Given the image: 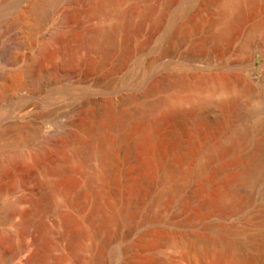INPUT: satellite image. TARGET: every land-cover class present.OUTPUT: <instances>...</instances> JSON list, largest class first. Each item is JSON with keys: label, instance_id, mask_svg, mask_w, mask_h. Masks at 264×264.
I'll return each instance as SVG.
<instances>
[{"label": "rangeland", "instance_id": "374dc122", "mask_svg": "<svg viewBox=\"0 0 264 264\" xmlns=\"http://www.w3.org/2000/svg\"><path fill=\"white\" fill-rule=\"evenodd\" d=\"M40 1L42 0H0V49L5 50L0 57V131L4 135L0 132V160L13 151H22L25 154L24 162H17L7 170L9 172L0 175V231L12 229L6 217L12 206L20 211L16 219L25 217L29 220L25 233L27 236H19L18 233V236H15L17 235L15 233L10 240L2 241L0 262L1 264H26L28 252L35 250L37 259L33 261V264H53L58 256L65 255H68V258L65 256L63 264H98L93 260L94 238L89 235L81 240L82 246L75 255L76 259L70 256L68 240L65 236L68 230L63 223L64 217L69 216L76 222H82L85 228H89L85 218L93 210V198L86 197V203L78 205L69 204L61 197L49 199L47 195L46 181L53 182L52 180L58 179V174L54 171L55 164L60 159L55 151L59 143L56 140H60L57 137L74 129L78 130L86 141H89L92 137L91 133L85 129V126L82 127L81 121L85 118L83 121L89 122L92 126L95 125V121L101 118V112L94 105L93 100H102L108 93H112L115 108L121 111L150 107V105L166 101L184 109L193 106L200 109L203 97H209L218 87L222 95L236 102L235 112L233 111L234 125L243 127L252 125L242 149L244 153L252 152L258 147L257 145L264 143V108L257 110L253 119L251 117V113L259 102L264 100V0H260L263 10L249 14L242 21L240 28L222 41L209 38V34H217L223 28L224 20L221 19L220 10L229 0H218L219 2L204 8L199 7L201 0H175L174 6H178L173 7L162 31L152 40H150V33L154 29V20L160 16L168 0H148L153 8V14L145 20L142 31L132 38L131 53L124 61L120 56L123 48L121 35L116 39L119 41H116L118 52H115V56L112 54L114 57H107L108 60L95 49L78 44L73 39L63 44L54 39L56 32L61 29L70 27L85 32L97 26H110L114 22L113 18H103L90 11L93 7L91 0H46L51 1L49 8L47 7V12L46 10L42 12L38 19L32 9L33 4ZM143 1L120 0L118 6L123 9L132 8L135 20L138 21L143 15ZM192 15L193 19L190 18ZM189 19H192L191 22ZM207 19H213L215 23L210 26ZM176 22L182 25H180L179 34L172 39H166L167 31ZM203 37L205 40L202 42ZM164 49L165 53L162 54ZM253 52L254 67L261 79L258 88L253 86ZM99 59L101 60L98 61ZM34 66H37L42 74L38 72V75H34L32 73ZM171 73L185 76L188 74L190 79L187 78L185 84L160 85L164 76L166 78V74ZM195 73L197 74L193 78L191 75ZM251 84L256 90H252L253 93L250 90L247 91ZM227 132H224L222 136H227ZM17 135L21 139H18ZM51 138H54V141ZM42 148L49 152V158L52 157L51 160H55L56 163L53 162L55 164L50 159L44 164L40 163L41 165L35 161V156L43 151ZM70 152L71 149H68V153ZM99 154L100 149L95 147L86 165L78 168L75 166L73 175L77 178L79 191L87 189L88 174L101 171ZM127 159L123 143L119 142L114 157L105 167L106 172L110 174L112 172L110 168L115 166L120 168V172L131 165L136 167L135 163L130 165ZM194 163H196L193 164L196 169L197 162ZM74 165L76 162H73ZM157 169L158 181L153 187V192L150 191L152 194L149 192L150 194L148 193L145 197L142 195L140 197V193L131 191L125 196L127 198L124 204L127 210L121 217L118 238L111 242L109 252L102 255V264H125L127 255L130 253V246L134 247L132 245L140 237L153 243L164 236L179 239L182 234L202 232L204 222L214 225L224 222L231 230L232 241L230 240L229 244L234 241L232 244L235 246L230 245L227 248L230 249L226 253L227 259L233 260L235 264H264V257L256 256L255 259H249V256L256 254L249 243L251 235L253 238L255 233L264 229V182L253 202L240 212L226 217L214 213L202 220L192 217L193 208L185 209L181 205L184 191L179 195H173L169 205L165 206L159 201L156 202L158 195H162V192L167 190L170 191L172 189L170 187L179 182L180 185L186 186L184 189L188 192L194 186L197 176L193 174L188 181L184 177L181 179L180 176L174 177L175 181L171 179L172 182L171 180L163 181L164 172L160 167ZM167 182L169 183L166 184ZM116 184L119 185L111 179L97 181V185L104 186L108 191L106 198L118 191H121L118 193L123 195L122 190H118L121 183L119 186ZM169 191L166 193L169 194ZM17 196L20 200L16 199ZM23 197H26V200ZM138 201L141 202L139 217L137 216L135 227H131L125 219L128 221V214L133 211L132 208ZM51 202L55 204V207ZM18 220H15L16 223L21 221V219ZM111 227L115 225L101 223L98 242L109 236ZM43 228L45 230H42ZM215 231L217 228L213 229V232ZM21 242H29L28 245L32 247L15 256L17 244ZM241 243L242 247L237 248L236 244L241 245ZM186 248L182 245L174 246L165 251L166 256L163 255L162 258L166 264H217L215 254L206 262L207 260L201 259L197 251H189ZM148 252L146 251V254Z\"/></svg>", "mask_w": 264, "mask_h": 264}, {"label": "bare ground", "instance_id": "6f19581e", "mask_svg": "<svg viewBox=\"0 0 264 264\" xmlns=\"http://www.w3.org/2000/svg\"><path fill=\"white\" fill-rule=\"evenodd\" d=\"M91 1L93 2V7L90 11H93L95 14L103 18H113L114 22L110 26H97L85 32L80 31V29H73L70 27L67 29H61L58 30L56 34L54 33V39H56L60 44H63L64 42L67 43L68 40L73 39L78 44L88 45L90 48L95 49L101 55L106 56V60H108L107 57L113 56L112 54H114V56L116 55L115 52L118 50L116 39L119 35H121V44L123 48L122 51L120 50V56L124 61L131 53L130 44H132V38L142 31L145 20L153 14V8L148 3V0H144L142 2L143 15L138 21H136L132 8L123 9L118 6L120 0ZM49 2L42 0L33 4L34 8L32 10L37 18L47 9ZM216 2L219 1L201 0L199 7H209ZM174 5L175 0H168L166 2L161 10L160 16L154 20V29L150 33V40L160 34L168 15L173 7H175ZM224 5L225 6H223L220 10L221 19L224 20L223 28L217 34H209V38L211 37L212 39L218 41L226 40L231 33L236 32L240 28L242 21H244L249 14L255 13L258 10H263L260 0H229ZM190 18L193 19V15ZM69 19L71 20V16ZM73 19H75V17ZM192 19H189V21ZM214 23L213 19L208 20V25L212 26ZM180 25L181 24H178L177 22L173 23L165 35L166 39H172L173 36L176 34L178 35L182 26ZM198 26L200 27V25ZM203 38L202 42L205 40V37ZM66 43L64 47L66 46ZM55 49L58 50L57 48ZM3 51L5 50L0 49V57L1 54H3ZM164 53L165 49L162 54ZM212 62H214V60ZM209 63L211 65L210 59ZM94 65L95 64L93 63V66ZM37 70L38 67L34 66L32 68V73L34 75H38V72L42 74V71ZM196 74L197 73L191 76L194 78ZM166 75V78L164 76L161 80L160 85H167L168 83L183 84L187 78L190 79L188 74L186 76L172 73ZM253 86L252 84L249 85V89L247 88V91L250 90L252 93L253 91H256ZM151 88L153 87L151 86ZM211 93L212 94L209 97H203V99L201 98L200 109H197L194 106L184 109L166 101L155 105L152 104L153 106L150 105V107L131 108L126 111L116 109L114 105V97L111 95L112 93H108L102 100H93L94 105H96L99 112H101V118L95 121V125L92 126L89 122L83 121L85 118L82 120L83 123L81 121L82 127L85 126V129L91 133L92 137L89 141H86L85 138L81 136L79 131L74 129L68 133L65 132L66 134L63 136H58L57 138L60 140H56L59 143L56 145L55 151L59 154L60 159L57 160V163L55 160H51L52 157L49 158L48 151L43 148V151L41 152L36 150L38 153L35 156V161L38 162V164H44V162L48 159H50L52 163H56L53 164H55L54 171L58 174V179L56 178L57 180L55 181L52 180L53 182L46 181L48 189L47 195L49 196V199L61 197L69 204L79 205L85 202L86 197L91 196L93 198V210L91 214L85 218V222L89 225V228H85L82 222L74 221L72 219L73 217L71 218L69 216H65L63 219V223L68 230V232L65 233V236L68 240L67 246L70 250L69 253L71 257L73 256L75 258V255L82 246L81 240L85 236L89 235L94 238L92 244L93 260L98 262V264L101 263L102 255L109 252L111 242L118 238V231L121 226V217L127 210L124 204L126 202L125 198H127L125 196H127L131 191H137L138 194L140 193V197H145L151 190L153 192V187L158 181V167H160L164 172V175L162 176H165L163 181H170L171 179L175 181L176 178L174 179V177L177 176H180L181 179L184 177L188 181V178L192 177L193 174L197 176L194 186L188 192H185L186 186L180 185L179 182V184L177 183V185L171 186L170 189H172L170 191H166H169V194L162 192V195L160 194V196L158 195V198L156 197V202L159 201L166 206L169 205L173 195H179L184 191L181 205L185 209L193 208V212L191 214L193 218H204L205 220L208 215H214V213H218L222 217H226L227 215L240 212L245 206L253 202L255 196L259 192L260 186L264 182V143L257 145L258 147L252 150V152L244 153L242 150L243 145L250 133L249 128L252 125H250V127L234 125L233 111L236 107L235 100L222 95L218 87ZM247 95H249V93H247ZM261 108H264V100L259 102L257 107L251 113L252 119L255 117L257 110ZM0 132L2 134V131ZM224 132L228 133H226L227 136H222ZM17 137L18 139H21L18 135ZM17 137L14 136L16 139ZM18 139L17 141H19ZM51 139L54 141V138ZM119 142L123 143V150L130 161V165L131 163H135L136 167L131 165L132 167H127V169L123 172H120V168L116 166L113 168L109 167L110 170H112L109 174L106 172L105 167L114 157L116 147ZM95 147L100 149L99 161L101 171H94L88 174L86 176L87 189L79 191L77 178L73 175L75 166L78 168L86 165ZM68 149H71L70 153H68ZM24 159L25 154L22 151H13L12 153L5 155L4 158L0 160V175L9 172L7 170L17 162H24ZM50 160L49 162H51ZM73 162H76V165L73 166ZM194 162H197L196 169L193 166V164H196ZM120 178L121 181H119ZM99 179L102 181L111 179V181L116 182L119 185L121 183V189L119 188L118 190H122L123 195L118 193H121V191H118V194L112 193L113 197L112 194H110L111 197L109 196V198H106L108 191L105 190L104 186L97 185V181ZM170 182H172V180ZM168 183L169 182L166 184ZM163 193H166V195H163ZM16 199L20 200V197ZM23 199L26 200V197H23ZM52 205L55 207V204L52 203ZM139 205H141V202L139 203L138 201L135 207L132 208L133 211L128 214V221L125 219L126 222H129L131 227L137 223L135 221L139 214V210L141 209L139 208ZM18 215H20V211L17 210L15 206L10 207L6 217L7 223L12 227V229H3L0 231V247L2 245L1 243L13 238L15 233H18L19 236L26 235L25 233L27 232L29 220L21 215L24 218H18L21 219V221L16 223L15 220H18L16 219ZM148 216H150V214ZM155 218L157 220L159 219L158 217ZM102 222L107 225L114 224L115 227L109 228V236L101 240V242H98L99 229ZM214 228H217V231L213 232ZM42 230L45 229L43 228ZM230 231L231 230L226 226V224H224V222L219 225H217V223L214 225L209 222H204L202 232H196V234H193L192 232V234H182L179 239L172 236H164V238H158L159 240L157 239L158 241L156 240L153 243L146 238L140 237L138 241L132 245L134 247L130 246V253L127 255L125 264H166V261L162 258V256L165 255L164 252L179 245L187 247L188 249H186L189 251H197L201 259L204 261L207 260L206 262H208V259L211 258V256L213 257L215 254L217 264H235L233 260L231 261L227 259L226 254L228 250L227 248L230 247V245L231 247H233L232 245L235 246V244H232L234 241L229 244V241L231 240ZM18 234L15 236H18ZM19 238L20 237H18V239ZM251 239L249 243L255 249L256 254L249 256V259H255L256 256L264 257V229H261L257 234L255 233L253 238L251 235ZM28 243L29 242H21V244H17L14 252L15 256H18L21 252H25L30 249L32 246H29ZM236 246L237 248L242 247V243L241 245L236 244ZM146 251L149 252L146 254ZM65 256L68 258V255ZM65 256H58L53 264H63L62 262L64 258L66 259ZM23 257H25V255ZM36 257L37 254L35 253V250L31 253L28 252L26 264H33V261L37 259ZM212 261H214V259Z\"/></svg>", "mask_w": 264, "mask_h": 264}, {"label": "water", "instance_id": "95a60500", "mask_svg": "<svg viewBox=\"0 0 264 264\" xmlns=\"http://www.w3.org/2000/svg\"><path fill=\"white\" fill-rule=\"evenodd\" d=\"M252 66H253V83L255 88H258L260 85V77H258L257 69L254 67V52H253V58H252Z\"/></svg>", "mask_w": 264, "mask_h": 264}]
</instances>
